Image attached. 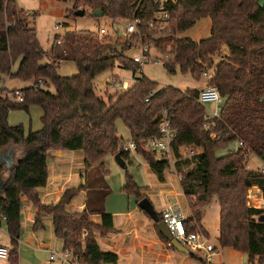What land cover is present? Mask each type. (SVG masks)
<instances>
[{
    "label": "trees",
    "instance_id": "trees-1",
    "mask_svg": "<svg viewBox=\"0 0 264 264\" xmlns=\"http://www.w3.org/2000/svg\"><path fill=\"white\" fill-rule=\"evenodd\" d=\"M259 1L168 0V26L160 31L148 26L159 8L156 0H73L75 11L82 7L91 12L100 9L112 22L138 19L140 23L137 32L121 44V51L108 33H68V46L58 55L60 59H72L78 74L63 77L58 74L57 61L44 63L48 53L31 22L36 13L19 7L17 0H0V79L33 82L19 89L24 95L22 103L7 97L3 93L8 90L0 87V154L10 145L25 147L24 155L10 167L0 164V225L5 217L13 246L9 257L12 264L19 261L22 196L38 210L35 227L42 226L44 219L50 217L56 236L64 241L65 249L79 256L81 264H117L118 255L104 251L95 236L96 230L105 234L115 226L113 215L105 210L111 191L106 181L110 170L105 157L120 153L131 162V152L125 150L126 142L118 133L117 121L122 120L131 140L138 145L136 153L164 182L166 170L172 166L170 160H159L142 146L159 134L164 109L179 130L172 149L176 159L174 170L182 176L180 185L191 209V215L184 220L187 233L200 231L208 236L202 226L204 209L217 197L221 208L220 246L245 254L247 264H264V210L247 201L249 188L250 203L255 205L253 200L257 201L258 188L254 185L264 194V175L248 168L250 154L264 162V7ZM203 18L211 20L209 37L197 41L181 36ZM60 37H56L57 44ZM137 43L169 54L172 61L166 67L171 74L180 70L198 82L207 74L206 85L216 87L223 98L219 116L207 121L199 89L160 87L144 74L136 78L141 66L125 52ZM116 66L134 72V82L127 90L105 99L97 94L94 82L98 75ZM39 80L44 82V89L39 87ZM151 92H155L154 97L145 102ZM34 105L43 110L40 130L30 129L26 133L24 125L9 124L11 111L30 113ZM237 142L244 144L238 152L217 156L219 149ZM183 147L194 149L195 155L184 157ZM58 150L83 152L85 183L64 192L59 202L44 204L40 190L48 185V162ZM123 190L136 194L138 203L147 197L129 174ZM83 191L85 209L72 211L70 204ZM92 216H100L101 221L95 222ZM159 216L164 220L162 212ZM155 227L161 239L170 244L159 232L157 223ZM190 255L207 264L191 250Z\"/></svg>",
    "mask_w": 264,
    "mask_h": 264
},
{
    "label": "crops",
    "instance_id": "crops-1",
    "mask_svg": "<svg viewBox=\"0 0 264 264\" xmlns=\"http://www.w3.org/2000/svg\"><path fill=\"white\" fill-rule=\"evenodd\" d=\"M17 1L19 7H24L26 11L30 12L27 4L22 7L20 6L22 4L19 3L21 0ZM106 18L107 17H104L103 19L107 22ZM224 53L228 54V50L225 49ZM16 69L14 68V71ZM5 80V78L2 79L0 86L4 88L10 87L8 82ZM203 81L205 82V86L202 89L206 87V77H204ZM23 88L26 87H12L11 89ZM216 108L221 109L216 106L213 110ZM15 114L20 113H16L14 111L10 112V124L18 125L20 123L18 121H24L23 124L25 125L26 132H28L29 122L30 129L33 131L40 130L43 126L41 122L43 111L39 106L34 105L30 107V113H28L30 116L29 120L27 116L24 117L22 115L18 116ZM234 144L235 148L236 143ZM182 152H184V150H182ZM3 153L8 154V156L3 159L2 163H4L6 167H9L6 160H10L12 165L16 159L24 155L25 147L10 145ZM48 168V185L46 188L40 190V198L44 204H55L59 202L64 192L69 189L79 188L85 183L87 169L84 163V154L82 151H55L49 159ZM8 176L9 171H6L5 177L7 178ZM252 187L258 188V192H255L257 201L253 200V202H260L259 198L264 201V194L261 188L258 185H254ZM153 188H156V190H153ZM142 193L147 195V197L149 195L147 190H143ZM181 196H184V193L177 174L172 173L171 170H166L165 181L161 182L159 180L158 186L152 187V199H150V197L148 198L152 201L158 212L164 213V211H166L169 207H174L180 211L186 219L191 215V209L187 200L186 202L189 208L188 214H185V211L179 202H174L173 200V198ZM154 199L157 200V205L155 204ZM21 203L22 230L18 247V253L19 256H21L20 259L22 260L25 256L26 249L29 250L28 258L32 260L31 264H66L59 260L52 261L50 258L54 250L61 253L65 249L64 241L59 239L55 234L52 219L50 217H46L42 226L36 228L35 218L38 211L37 208L26 196H22ZM248 204L253 206L252 203H250V200H248ZM262 206H264V204H262ZM70 207H72V211L82 212L86 207V193L83 191L76 196L70 204ZM220 211L221 208L217 197H214L212 202L204 209L202 219L203 230L208 234L207 237L210 244L216 249L215 255L212 257L211 261H208L207 264H241L245 260L243 253L235 251L232 248H222L220 246ZM106 212L114 217V230L105 234L100 233L97 238L104 251H111L118 255L119 260L117 264H178V261L186 260L189 256L191 257L190 253H181L176 249L171 248L170 244H167L161 239L154 225L150 228L147 219L139 214H136V209L127 211L106 210ZM141 212L146 216L142 210ZM119 217L120 220L118 219ZM92 219L95 222L101 221L100 216H92ZM2 244H4V246L5 244H9L7 247H9L11 251L13 246L10 235L7 231L6 222L4 220L0 225V245ZM213 259H215L214 263ZM0 264L5 263L0 261ZM17 264H19V261Z\"/></svg>",
    "mask_w": 264,
    "mask_h": 264
},
{
    "label": "rangeland",
    "instance_id": "rangeland-1",
    "mask_svg": "<svg viewBox=\"0 0 264 264\" xmlns=\"http://www.w3.org/2000/svg\"><path fill=\"white\" fill-rule=\"evenodd\" d=\"M168 1V0H164ZM25 2V3H24ZM24 6L27 4L28 8L30 9L31 13H36V16L31 18L32 26L36 28L39 42L44 49L48 53L47 57L44 60V63H51L54 60L57 61L58 64V74L63 77H72L78 74V67L76 63L72 59H60L58 53L62 48L68 46L66 44V35L68 33H73L80 30H91L99 32V24L100 19L95 18L92 16L91 10L87 7H82L85 10L84 15H77V11L74 10V2L73 0H26V1H19ZM26 6V5H25ZM24 8V7H23ZM26 10V9H25ZM79 11V10H78ZM107 20V33L112 37V43L114 46L121 51L122 47L121 44H125L128 39H130V35L125 34V26L126 21H117V23H112V21L108 18ZM211 34V20L209 18H203L199 20L194 27L189 29L188 31L184 32L181 36L182 37H190L194 40H201L204 38L209 37ZM61 36L60 43H56V37ZM134 48L125 52V55L132 57L136 54L140 53L141 44H134ZM56 58L54 59L53 57ZM151 56L153 59L160 58L167 63L172 61V58L167 53H162L157 51L156 49L152 48ZM54 61V62H55ZM19 65V62L16 63L14 68L16 69ZM143 70H140L136 73V78L141 77L143 74L150 78L152 81L158 83L160 87L165 86H175L182 90L186 89H202L205 86V82L202 80L200 82L196 81L191 74H183L180 70H177V73L171 74L166 65H155L153 63H147L142 67ZM134 72L131 70H126L121 66H116L115 68L108 70L100 75L97 76L95 79V87L96 92L99 96L104 97L107 99L108 95L120 93L122 91H115L113 88L108 86V83L114 80L119 81H128L129 85H132L134 82ZM8 82L10 87L6 88L8 91H11L12 87H28L32 85L33 82H23L17 79H10V77L5 78ZM4 81V83H5ZM207 86V85H206ZM51 91H54L53 87H50ZM223 105L222 103L219 105L220 108ZM206 107V112L211 113L214 107L218 106L214 103H208L204 105ZM40 107V106H39ZM41 108V107H40ZM42 109V108H41ZM43 111V110H42ZM14 112L20 113L15 115H22L24 117L30 116L27 112L23 110H15ZM10 114V113H9ZM20 120V119H19ZM27 120V121H28ZM9 121V116H8ZM19 124H23L24 121H18ZM42 122V120H41ZM10 124V122H9ZM18 124V125H19ZM11 125V124H10ZM25 128V125H24ZM117 128L119 136L125 142L131 141V135L122 120L117 121ZM30 130V122L28 125V132ZM26 131V130H25ZM26 132V133H28ZM234 143L230 144L228 147H224L217 151V156H225L229 154L231 150L234 149ZM105 162L110 170V174L107 177V184L110 187V194L106 201V210H132L136 209V214L144 217L147 219L149 227L152 228V225L155 226V223L150 220L147 216H145L141 210L138 208V198L137 195L134 193H128L123 190L124 184L127 180V175H131L135 181V183L143 190L148 191V197L152 199V187H157L159 180L157 175L151 170L148 162L139 154L131 152V162L126 161L127 168H123L118 164L115 159V155H107L105 157ZM263 165V161L255 154L249 155V162L248 168L253 171H260V168ZM172 173L177 174L174 170V166L172 165L169 169ZM156 190V188H153ZM174 202H179L182 208L185 211V214H188V205L184 196L173 198ZM155 204L157 205V200L154 199ZM248 201V198H247ZM252 204L255 208H260L264 210V206H262L259 202H254ZM72 209V207H69ZM160 209V208H159ZM120 220V217L118 218ZM153 223V224H152ZM86 232V231H85ZM84 232V233H85ZM85 235V234H84ZM100 232L95 231V236H99ZM4 245V244H2ZM9 245V244H8ZM5 244V246H8ZM220 251V250H218ZM198 256L203 257L205 260V254L203 252H194ZM19 256V264H31L32 260L29 259V250L25 249V256L20 259ZM244 262L241 264H247V258L244 254ZM5 264H12L8 259L0 260ZM208 263V261L206 260ZM215 259H213V263ZM71 264V263H66ZM178 264H200V262L195 259L186 258V260L178 261ZM236 264V263H232Z\"/></svg>",
    "mask_w": 264,
    "mask_h": 264
},
{
    "label": "built area",
    "instance_id": "built-area-1",
    "mask_svg": "<svg viewBox=\"0 0 264 264\" xmlns=\"http://www.w3.org/2000/svg\"><path fill=\"white\" fill-rule=\"evenodd\" d=\"M159 3V8L155 12V19L148 23V26L151 29H159L160 31L164 30L168 26L169 21V11L166 7V1L164 0H156ZM104 18V17H103ZM101 18L99 24V31L102 34L107 33V22ZM140 21L138 19L130 20L126 22L125 26V34L131 35L138 30V25ZM152 47L149 44H141L140 53L132 56V60L135 63H138L142 67H144L147 63H153L155 65H167L166 61L155 58L153 59L151 56ZM207 77V74H205ZM2 80L0 79V85ZM128 81H119L114 80L108 83L110 88H113L115 91H125L130 85ZM1 87V86H0ZM39 87L41 89L45 88L44 82L39 80ZM5 89L4 87H2ZM2 93V92H1ZM5 94L10 99L15 102L22 103L24 102V95L19 89H14V91H8ZM155 92H151L149 96L146 97L145 102H150L151 98H153ZM199 99L201 103L208 104L214 103L219 105L222 103L223 98L221 96L220 91L214 86H206L204 89L200 91ZM220 109L216 108L212 110L211 113L206 114V119L208 122L213 121L216 117L219 116ZM179 130L173 126L171 122V118L169 116V112L167 109H164L161 112V121L159 124V134L146 142L143 143L144 151L155 153L159 160H170L171 165H175L176 159L173 152V141L178 135ZM244 147L243 142H237L236 147L231 150V153H236L240 148ZM124 148L130 152H137L138 145L135 141H129L124 144ZM184 150V152H182ZM181 150V154L184 157H192L195 155L196 151L190 147H183ZM262 175H264V162L259 171ZM178 179L182 178L181 175L177 174ZM252 188V187H251ZM247 198L249 200V189L247 190ZM164 220L167 223V226L173 236L174 239L178 240L181 244L187 247L189 250L193 252H203L205 254V258L207 261H211L212 257L216 253V249L210 244L208 237L203 232H197L194 234L187 233L184 228V220L185 217L174 207H169L166 211H164ZM5 220V217L3 218ZM86 234V232L84 233ZM10 249L7 246L0 245V259H8L10 257ZM51 260H59L62 263H71V264H81V260L79 256L74 255V253L69 249H64L61 253L54 250L51 254Z\"/></svg>",
    "mask_w": 264,
    "mask_h": 264
},
{
    "label": "water",
    "instance_id": "water-1",
    "mask_svg": "<svg viewBox=\"0 0 264 264\" xmlns=\"http://www.w3.org/2000/svg\"><path fill=\"white\" fill-rule=\"evenodd\" d=\"M259 5L261 7H264V0H260ZM76 14L77 15H84L85 11L79 10V11H77ZM92 16L95 18H103L105 15H104V12L102 10L98 9V10L92 12ZM7 156H8V154H5V153L0 154V164H2L3 159L6 158ZM115 159L120 166H122L123 168H127V163L121 157L120 153H117L115 155ZM6 161H7V165L10 167L11 161L8 159ZM138 206L143 212L147 213L155 223H157L159 232L169 241L170 246H172L174 249H176L177 251H179L181 253H186V254L190 253V250L187 247H185L178 240L173 238V236H172V234H171V232L167 226L166 221L160 219L159 212L156 210L154 204L152 203V201L148 197H145L144 199H142L138 203Z\"/></svg>",
    "mask_w": 264,
    "mask_h": 264
}]
</instances>
